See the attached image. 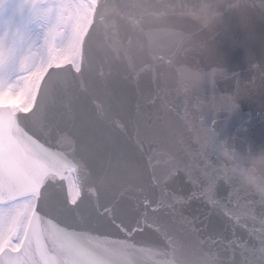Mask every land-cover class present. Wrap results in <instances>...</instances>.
<instances>
[{
	"label": "snow or ice",
	"instance_id": "6c2138e0",
	"mask_svg": "<svg viewBox=\"0 0 264 264\" xmlns=\"http://www.w3.org/2000/svg\"><path fill=\"white\" fill-rule=\"evenodd\" d=\"M29 61L37 65L30 48L0 46V264H182L177 243L164 252L138 238L145 228L159 230L147 211L129 226L117 215L118 201L101 205L70 108L54 140L21 126L29 114L48 112L45 73L66 63L42 56L29 71Z\"/></svg>",
	"mask_w": 264,
	"mask_h": 264
},
{
	"label": "water",
	"instance_id": "95a60500",
	"mask_svg": "<svg viewBox=\"0 0 264 264\" xmlns=\"http://www.w3.org/2000/svg\"><path fill=\"white\" fill-rule=\"evenodd\" d=\"M89 1L93 5L94 13L90 27L80 48L79 75H82V81L77 79L78 74L72 65H67L63 68H51L48 72L52 74L51 79L48 78V75L45 79L47 81V90L51 93L53 101L51 107L43 117L40 113H37L36 115L29 114L30 119H26L30 122L32 129L40 128V130H36V135L40 136L41 139H46L50 134L54 140L57 134V126L60 128L67 126L65 116L69 108L75 115L77 122L81 125L80 121L85 108L87 94L92 86L93 79L96 76L95 74L100 69L102 56L105 57L108 54L114 55L125 52L129 48L128 41L132 36L140 43L150 42L154 46H161L159 42L160 38L165 39L169 45H177V36L182 34L180 26L172 19L158 15L153 9H149V27L153 26L155 30L138 35L136 34L138 31V22L133 21L128 24L125 22V20L131 17V11L133 10V6H127L124 3L125 0ZM221 1H191L190 9L192 12L189 21L186 23V29L183 35L186 40L198 43L202 41L204 35L211 27L213 20L216 18L218 6ZM2 4L1 2L0 7ZM171 62L176 63L179 69L185 68L188 72L191 68H195V73H191L188 77L170 75L171 84H175L179 88H183L182 84L188 83V79L191 77H194L196 74H201L183 53L174 55ZM108 63V69L116 72L112 61L109 60ZM154 64H156V61L148 58L139 70L140 72L144 71L146 73L141 77V80L145 84L140 85L141 89L147 92L148 103L153 107H160L161 104L167 106L171 101L175 103V108L180 109L182 106L177 103V97L180 96L181 91L171 95L167 93V90L156 86L152 83L151 79L147 78L148 72H150L149 69ZM128 70L134 71L130 67H128ZM174 72L178 74L176 71ZM223 80L226 82L228 79ZM114 81L116 82V79ZM95 82L98 84L101 83L99 76L95 77ZM102 82L104 94L106 95L112 86L107 80H102ZM130 83H132V80H130ZM82 86L86 91L82 90ZM241 100L242 95L239 92V85L231 88L226 87L225 83L218 84L213 96L209 94V99L205 102V108H202L203 111L188 117V119L193 118L189 121L190 128L194 130L202 125H206L212 130L217 131L226 127L230 118L236 119L238 116H240L239 120L241 124L253 121L249 119L251 114L241 115L233 106L235 101ZM47 102V97L41 98V103ZM57 103L61 107L57 108ZM229 113H231L232 117H230ZM20 116L23 117L24 115L20 114ZM106 124L111 125V122L107 120ZM154 129L161 133V130L157 127L155 128L153 125L152 131ZM94 130L95 132L91 129L85 130V127L81 126L77 130V138H79L78 142L83 141L81 155L85 157L89 168L92 170L95 193L99 201L104 202L105 205L106 203L111 204L113 201H118L116 207L118 211L131 209V202L125 201V199H128L127 196L129 193L122 184L124 183L122 181L126 182L129 180L130 172L121 160L134 154L139 155L140 150L133 147L131 139L129 136H126V127L123 125V122L118 124L117 121L104 131L97 126L94 127ZM178 133V131L174 130L168 132V135L174 139ZM155 152L157 153V149H155ZM133 174L134 176L137 175L136 172ZM169 211L172 213L173 209ZM181 215L176 220L175 216L171 214L168 218L164 219V222L155 221V226L159 230H153L152 232H155L157 235L162 234L164 238L172 243H176L174 239L178 238L177 236L184 235V231H186L187 237L194 242H197L200 238L204 239L203 233L193 223L190 222L189 224L185 223L183 225V216ZM128 225L130 226L129 223ZM209 232L205 231V234L207 235ZM151 233L147 235L148 243H150ZM138 238H140V234H138ZM231 238V235H226L223 231L217 230L210 239H206L207 242L198 243L196 249H194V253H197L201 258V254L206 255L207 253L208 257L206 259L204 257L202 258L203 264H224L227 261ZM171 248L172 244L170 243L164 250L171 251ZM240 260V262L234 264L250 263L243 258Z\"/></svg>",
	"mask_w": 264,
	"mask_h": 264
},
{
	"label": "rangeland",
	"instance_id": "374dc122",
	"mask_svg": "<svg viewBox=\"0 0 264 264\" xmlns=\"http://www.w3.org/2000/svg\"><path fill=\"white\" fill-rule=\"evenodd\" d=\"M38 4L46 6L38 7ZM90 17L91 8L83 0H14L0 12V46L7 41L9 46L30 48L31 53H34L31 57L36 58L37 65H31L29 61L26 67L29 71L35 70L39 64V48L36 43L27 45L26 42L31 30L38 31L34 25L43 21L48 25L45 57L65 59V64H75ZM66 34L68 41L64 44L63 37Z\"/></svg>",
	"mask_w": 264,
	"mask_h": 264
},
{
	"label": "bare ground",
	"instance_id": "6f19581e",
	"mask_svg": "<svg viewBox=\"0 0 264 264\" xmlns=\"http://www.w3.org/2000/svg\"><path fill=\"white\" fill-rule=\"evenodd\" d=\"M34 27H35V29H38V31H35V35H33V37L31 36L30 38H28L26 43H27V45H29L31 43L32 44L36 43L38 45V48H39V51H38L39 58L42 56L45 57L46 56V52L44 49L45 33H44V31L42 29V25L40 23L35 24ZM67 36L68 35L66 34L65 37H63V43L64 44H66L68 41Z\"/></svg>",
	"mask_w": 264,
	"mask_h": 264
},
{
	"label": "clouds",
	"instance_id": "9594fccd",
	"mask_svg": "<svg viewBox=\"0 0 264 264\" xmlns=\"http://www.w3.org/2000/svg\"><path fill=\"white\" fill-rule=\"evenodd\" d=\"M163 59H164L163 57L160 58V66H161L162 69L166 67L164 65V63H163ZM159 111L165 113V117H166L167 116V112H168V108H167V106L165 104H161L160 105V108H159ZM169 123H170V120H167V119H165V118L162 117L161 118V123L158 124L157 127L161 131H164L167 128V126H168ZM262 150H264V149H262Z\"/></svg>",
	"mask_w": 264,
	"mask_h": 264
}]
</instances>
